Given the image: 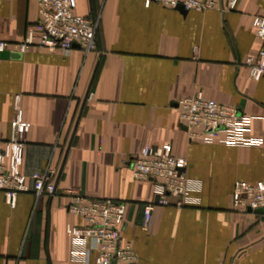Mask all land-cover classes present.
Returning <instances> with one entry per match:
<instances>
[{
    "label": "crops",
    "instance_id": "0c3cea01",
    "mask_svg": "<svg viewBox=\"0 0 264 264\" xmlns=\"http://www.w3.org/2000/svg\"><path fill=\"white\" fill-rule=\"evenodd\" d=\"M77 11L100 13L98 51L31 47L0 59V139L16 137L17 104L30 124L22 171L32 188L14 208L0 191V264H93L87 244L66 234L68 223H82L68 212L74 193L126 203L136 264H264V211L232 204L236 181L264 179V78L244 64L264 49L252 24L264 0H238L226 13L79 0ZM37 19L38 0H0V40L22 41ZM199 91L252 116L250 134L262 144L193 138L177 102ZM146 145L186 158L190 186L187 205L156 206L148 229L143 211L156 186L129 165ZM51 162L57 193L37 198L32 175Z\"/></svg>",
    "mask_w": 264,
    "mask_h": 264
},
{
    "label": "built area",
    "instance_id": "2783aa9c",
    "mask_svg": "<svg viewBox=\"0 0 264 264\" xmlns=\"http://www.w3.org/2000/svg\"><path fill=\"white\" fill-rule=\"evenodd\" d=\"M146 6L160 5L185 10L218 9L223 13L234 10L238 0H144ZM79 0H38V19L28 24L24 39L20 42L0 40V53H23L31 47L51 51L71 52L79 47L85 53L98 51L100 13L84 15L77 11ZM255 36L264 42V15L253 17ZM244 64L254 80L264 78V49L258 55H249ZM180 124L193 138L205 143H221L229 146L250 147L262 144V139L250 134L253 117L242 114L232 105L207 98L203 92L180 99L177 102ZM16 137L0 139V191L6 202L14 208L18 196L32 188L22 171L24 149L30 124L25 121L19 107L15 106ZM53 160V157H52ZM187 160L174 155L168 145H146L134 155L129 165L133 176L147 180L156 186V200L148 202L143 211L142 227L148 229L156 206L188 203L190 193ZM59 171L51 162L41 172L32 175L33 190L37 198L57 193ZM232 204L239 212L264 211V179L256 182L238 180L232 191ZM68 212L79 216V225L68 223L66 234L76 242L87 244L85 262L95 253L93 264H136L138 255L132 241L125 236L129 224L126 203L112 198H90L74 193L68 204Z\"/></svg>",
    "mask_w": 264,
    "mask_h": 264
},
{
    "label": "water",
    "instance_id": "95a60500",
    "mask_svg": "<svg viewBox=\"0 0 264 264\" xmlns=\"http://www.w3.org/2000/svg\"><path fill=\"white\" fill-rule=\"evenodd\" d=\"M181 10H185L183 8H179ZM21 55L20 52L15 51H4L0 53V59H10V58H19ZM258 212H263V210H258Z\"/></svg>",
    "mask_w": 264,
    "mask_h": 264
}]
</instances>
